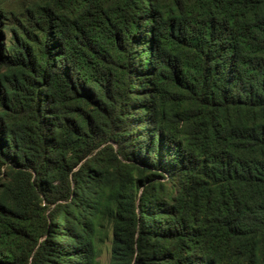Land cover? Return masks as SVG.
I'll return each mask as SVG.
<instances>
[{
  "label": "trees",
  "instance_id": "16d2710c",
  "mask_svg": "<svg viewBox=\"0 0 264 264\" xmlns=\"http://www.w3.org/2000/svg\"><path fill=\"white\" fill-rule=\"evenodd\" d=\"M264 264V0H0V264Z\"/></svg>",
  "mask_w": 264,
  "mask_h": 264
},
{
  "label": "rangeland",
  "instance_id": "374dc122",
  "mask_svg": "<svg viewBox=\"0 0 264 264\" xmlns=\"http://www.w3.org/2000/svg\"><path fill=\"white\" fill-rule=\"evenodd\" d=\"M108 242H106L102 247H101V251H100V263L101 264H106L107 260H108Z\"/></svg>",
  "mask_w": 264,
  "mask_h": 264
}]
</instances>
